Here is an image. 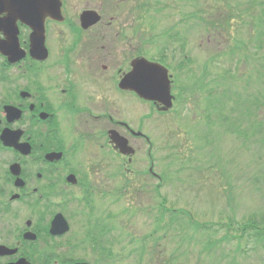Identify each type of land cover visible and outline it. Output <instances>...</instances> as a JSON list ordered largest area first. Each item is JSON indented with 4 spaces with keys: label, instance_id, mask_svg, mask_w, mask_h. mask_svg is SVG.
I'll use <instances>...</instances> for the list:
<instances>
[{
    "label": "rangeland",
    "instance_id": "1",
    "mask_svg": "<svg viewBox=\"0 0 264 264\" xmlns=\"http://www.w3.org/2000/svg\"><path fill=\"white\" fill-rule=\"evenodd\" d=\"M138 3H145V8L132 15V6ZM81 9L82 4L72 7L73 11ZM102 11L119 16L121 23L136 18L134 24L138 23L143 32L131 40V49L124 44L120 47L119 36L114 39L112 32L106 33L105 42L112 43L99 51L118 58L122 64L137 51L156 58L165 56L175 74V94H179L168 113L144 120L149 104L135 97L130 101V121L150 137L151 159L148 144L131 138L138 149L128 167L135 172L126 173L123 159L118 157L113 161L116 164L108 158L102 160L98 173H88L86 180L94 188L95 204L102 206L103 217L110 207L117 214L115 229L108 235L125 240L114 243L116 258L111 263L162 264L176 247L180 255L172 264H264V248L252 249L245 238L238 250L233 237L230 242L213 245L214 239L226 232L224 224L232 222L233 231H229L237 236L247 218L264 212V61L256 56L246 62L238 53L233 58L213 57L236 38L252 33V26L258 27L256 23L264 20V0H126L120 4L104 2ZM195 14L207 21L188 18ZM218 16L228 18L230 26L207 25ZM260 28L264 30V22ZM215 30H222L224 37L212 42L214 38L209 33ZM257 52L264 56V49ZM184 54L188 59L184 60ZM177 59L186 64L180 70L174 68ZM226 68H231L236 78L228 76V85L216 89L222 80L216 74ZM236 105L238 110L230 111ZM247 108L253 111L250 121L241 113ZM151 160L155 171L164 177L158 192L155 187L159 180L147 174ZM111 168L117 172L112 173ZM110 190L117 192L115 201ZM162 198L167 207L181 215L171 227L169 212L160 221L156 217V205ZM194 223L200 224V229ZM148 234L164 237L159 239V245L152 239L147 242L145 252H150L142 259L135 254L131 257L129 248L133 244V250L139 253V240H129ZM181 239L185 241L183 247Z\"/></svg>",
    "mask_w": 264,
    "mask_h": 264
},
{
    "label": "flooded vegetation",
    "instance_id": "2",
    "mask_svg": "<svg viewBox=\"0 0 264 264\" xmlns=\"http://www.w3.org/2000/svg\"><path fill=\"white\" fill-rule=\"evenodd\" d=\"M105 1L61 0L62 18L56 20L38 1L28 9L26 0H0V264H100L108 255L96 240L104 236L97 233L102 206L86 178L98 173L102 160H118L110 129L129 142L133 137L135 93L120 87V80L136 54L122 64L99 49L112 43L105 42L109 32L131 49L136 18L119 26V17L102 11ZM80 4V11L72 10ZM84 10L96 11L99 21L82 27ZM144 103L149 109L143 120L151 108L162 113ZM58 213L69 228L55 235L50 226Z\"/></svg>",
    "mask_w": 264,
    "mask_h": 264
},
{
    "label": "trees",
    "instance_id": "3",
    "mask_svg": "<svg viewBox=\"0 0 264 264\" xmlns=\"http://www.w3.org/2000/svg\"><path fill=\"white\" fill-rule=\"evenodd\" d=\"M197 17H199L200 19H203V17H201L197 14L192 15L188 18L193 19V18H197ZM213 19L214 20L207 23V25L209 27L210 26L211 27H217L218 25L223 24V23H225L227 26H230V22H229L228 18H226V17L218 16L217 18H213ZM263 22H264V20L257 22L256 23V25L258 26L257 28H254L253 26L251 27V30H254L252 33L248 34L246 37H243V35H242L240 39L236 38L231 46L227 47L225 50H223L220 53L219 52L215 53L213 55V57L217 58V57H220L221 55H227L230 58H233L234 55L238 53L239 58L243 59L246 62H249L252 59L255 60L256 56H257L258 60L260 59L261 61H264V56L258 55V52H257L258 49H264V30L260 28V26ZM209 34L211 35L212 39L214 38L213 39L214 41H216V39L220 40L221 37H224V34H222V30H218V31L215 30V31H213V33H209ZM183 58L188 59V56L186 54H184ZM185 65H186L185 62H183V67ZM216 76H220L222 78V80H220L218 82L216 89L220 85H228L227 81L231 80L228 78V76H230L232 78L233 77L236 78L235 72H233L231 70V68H226L223 72L216 74ZM226 89H228V88H226ZM180 96H181V92H180ZM236 102H238V101H236ZM239 105H240V102H239ZM239 109H241V108H239ZM236 110H238L237 105L231 106L230 111H236ZM252 112L253 111L251 109L249 110V108H247V109H244V111H242L241 113H243V115L247 116L246 120L250 121V116L252 115ZM227 118L228 117L226 116L222 121L224 122ZM241 130H242V128H241ZM242 131L245 132V130H242ZM165 203H166L165 200H161L160 206H158V208H157V210H159V214L156 217L160 221V220H162L163 214L169 212L170 217H169L168 226L171 227L176 223L177 220L179 221L181 215H179L178 213H175V210H172L169 207H167L165 205ZM181 212L189 215V213L186 210H183ZM159 221H157L158 225H159ZM232 224H233L232 222H228L227 224H224V227H226V232L222 236H220L219 238L214 239V243L212 242L214 246H216L218 244H222V242H224V241L230 242L232 240L231 237H233V239L234 238L237 239V245H236L237 250L240 249L241 239H243V238L246 239L247 244L251 245L252 249H254L256 247L257 248H264V212H255L252 214V216L247 218L246 222L242 224L241 233L238 234L237 236H236V234L231 233L233 231V230H231V229H233ZM193 225H194V227H198V228L200 227V224H197V223L196 224L194 223ZM103 226H105V225H103ZM231 234H232V236H231ZM238 241H239V243H238ZM207 247L210 248V244H208ZM211 247H212V244H211ZM177 256L178 255H174V254L171 255L170 257L166 258V260H164V261L162 260L163 261L162 264H172V262L175 259H177L176 258ZM138 257H139V259H142L144 257V255L141 254V255H138ZM152 260H153V258L151 257V261Z\"/></svg>",
    "mask_w": 264,
    "mask_h": 264
},
{
    "label": "water",
    "instance_id": "4",
    "mask_svg": "<svg viewBox=\"0 0 264 264\" xmlns=\"http://www.w3.org/2000/svg\"><path fill=\"white\" fill-rule=\"evenodd\" d=\"M27 1L29 3L28 9L34 8L38 1L41 6L48 4V15L56 19L61 18L60 0H26V2ZM42 17H40V19ZM33 18L29 16L28 23L36 29L33 23ZM81 19L85 26V22H88L87 25L94 23L98 19V16H94L91 12H84L81 14ZM131 64L133 68L123 77L120 86L135 90L142 98L163 103V110H167L171 107L173 96L170 93V81L167 69L164 66L156 62L148 61L143 57L134 59ZM136 134L138 135L140 132H136ZM110 138L116 144L115 147L118 148L120 152L127 155L134 152V149L128 145L127 139L119 135L115 130L110 131ZM67 229L68 225L62 215H56L52 221L50 232L53 234H62L66 232ZM4 249V247H0V250Z\"/></svg>",
    "mask_w": 264,
    "mask_h": 264
}]
</instances>
